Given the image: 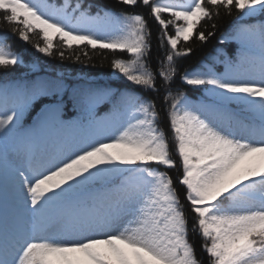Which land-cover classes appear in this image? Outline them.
I'll list each match as a JSON object with an SVG mask.
<instances>
[{"label": "snow or ice", "instance_id": "snow-or-ice-1", "mask_svg": "<svg viewBox=\"0 0 264 264\" xmlns=\"http://www.w3.org/2000/svg\"><path fill=\"white\" fill-rule=\"evenodd\" d=\"M119 2L150 7L160 45L168 46L158 71L149 63L152 33L142 13L101 8L93 14L83 0H0V18L45 56L84 62L89 50L127 53L128 59H112L115 74L152 90L157 75L166 84L174 79L176 59L191 54L194 37L204 42L215 34L205 21L215 29L235 9L222 42H237V53L230 58L218 50L215 58L223 55L224 71L204 65L182 76L216 103L193 104L168 88L170 143L151 99L82 88L73 92L74 119H61L63 101H55L26 126L29 109L62 92V81L0 86V182L6 184L9 171L15 182L12 204L0 212V264H205L189 239L174 180L161 170L176 167L173 151L207 264H264V22L243 23L264 14V0ZM23 62L7 35L0 36V69ZM106 98H113L111 113L97 117ZM58 128L85 134L43 136Z\"/></svg>", "mask_w": 264, "mask_h": 264}, {"label": "trees", "instance_id": "trees-1", "mask_svg": "<svg viewBox=\"0 0 264 264\" xmlns=\"http://www.w3.org/2000/svg\"><path fill=\"white\" fill-rule=\"evenodd\" d=\"M51 3L60 4L63 0H49ZM85 6L91 5L92 13L99 9L109 10L113 12H135L142 13L148 21L149 28L152 33L151 50L149 53V63L154 71H158L160 67V61L163 60L168 46L160 45L158 39L160 26L154 17L150 14V7L144 6L142 3H138L136 6H127L119 2V0H83ZM3 13H0L2 17ZM236 10L233 9L232 16L222 15L221 18L215 22L217 27L211 29V21H205L209 25L210 31H214L215 34L208 37L207 41L201 42L195 37L188 46L192 47L191 54L182 56L176 59L177 73L174 79L170 83H165L164 80L157 75L156 88L152 90L143 89L141 86H137L132 82L127 81L123 77L115 74L111 67V61L114 56H122L125 59L130 58L127 53L116 52L115 54L105 50L101 53L99 50L95 52L89 50L90 60L85 57H81L84 62H77L75 59L61 60L57 55L51 57L45 56L39 53L32 43L23 42L18 38V35L13 34L10 31L11 25L4 22L0 18V36L7 35L8 42L11 43L13 48L24 57V62L16 66H12L8 69H0V86L10 83L12 81H33L38 78L41 79H59L63 83V91L52 96L42 97L36 101L29 109L24 117L26 126H30L36 121L38 114L46 107L52 106L55 101H63L61 119L68 121L74 119L79 115L78 108L73 103V92L87 87L95 88H107L118 96L122 92H128L139 95L145 99H151L155 102L157 111L160 113V127L164 129L168 135L171 143L172 131L170 129L167 112L168 102L164 100L167 95V89L172 91L177 89L183 91L188 99L193 104L205 103L214 104L216 101L207 97L204 93L202 86H189L183 80L182 76L185 71H193L201 69L204 65H213L217 72L224 71L223 55H220L219 61L215 58L219 55L218 50H222L228 57H235L238 44L233 40H224L222 42V35L227 33L233 26L236 19ZM167 18V16H165ZM264 22V14H260L256 17L248 18L243 23H259ZM171 32V28L169 29ZM38 36H33L32 39H38ZM83 47V46H81ZM67 55V54H66ZM234 109L240 111V107L235 104H230ZM113 107V98H106L101 101L95 109L97 117H104L106 111H111ZM59 129V128H58ZM173 158L176 159L177 164L175 168L161 169L168 171L172 176L174 184L181 196V202L184 204L185 209L189 217V239L194 244L197 257L207 264L208 254L204 251L202 244L203 239L198 232H193L192 225L194 223V214L190 211V205L185 197V188L180 185L179 177L182 176V167L180 165L179 157L173 151Z\"/></svg>", "mask_w": 264, "mask_h": 264}, {"label": "rangeland", "instance_id": "rangeland-1", "mask_svg": "<svg viewBox=\"0 0 264 264\" xmlns=\"http://www.w3.org/2000/svg\"><path fill=\"white\" fill-rule=\"evenodd\" d=\"M111 113L108 112L106 116ZM105 116V117H106ZM40 118V117H39ZM85 133H82L79 129H58L55 133L50 134L47 130L44 131L43 136L45 138H49V136L53 137H61V138H79ZM7 193L5 197L4 193ZM15 195V182L11 172L9 171L8 178L6 184L4 182H0V212H3L5 208V204L10 207Z\"/></svg>", "mask_w": 264, "mask_h": 264}]
</instances>
